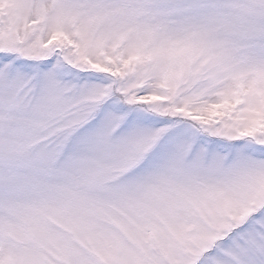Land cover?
<instances>
[{"label":"snow or ice","instance_id":"snow-or-ice-1","mask_svg":"<svg viewBox=\"0 0 264 264\" xmlns=\"http://www.w3.org/2000/svg\"><path fill=\"white\" fill-rule=\"evenodd\" d=\"M0 264H264V0H0Z\"/></svg>","mask_w":264,"mask_h":264}]
</instances>
